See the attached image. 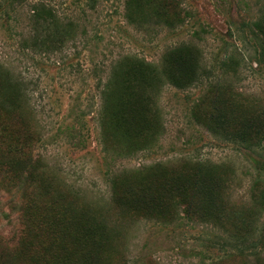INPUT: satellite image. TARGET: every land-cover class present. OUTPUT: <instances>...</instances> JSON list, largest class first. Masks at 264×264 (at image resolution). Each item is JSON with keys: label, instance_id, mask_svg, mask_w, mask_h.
<instances>
[{"label": "rangeland", "instance_id": "374dc122", "mask_svg": "<svg viewBox=\"0 0 264 264\" xmlns=\"http://www.w3.org/2000/svg\"><path fill=\"white\" fill-rule=\"evenodd\" d=\"M148 2L0 0V116L40 139L34 156L48 190L87 205L111 230L106 264H264V67L250 40L264 1L166 0L170 23ZM37 3L71 24L55 50L33 46ZM182 45L199 53L205 73L179 89L167 82L164 63ZM118 64L130 74L103 108L102 91ZM18 79L23 94L11 85ZM247 125L263 129L255 150L224 136ZM203 166L222 178L233 220L224 227L190 219L182 207L162 219L113 201L114 181L123 186L149 169L192 173ZM32 193L45 190L30 177L13 185L0 179V251L20 239ZM235 226L254 229L239 248Z\"/></svg>", "mask_w": 264, "mask_h": 264}, {"label": "trees", "instance_id": "16d2710c", "mask_svg": "<svg viewBox=\"0 0 264 264\" xmlns=\"http://www.w3.org/2000/svg\"><path fill=\"white\" fill-rule=\"evenodd\" d=\"M90 1L95 3L96 0ZM129 5L128 1V8ZM148 5L156 6L157 17H164L168 23L171 22L167 19L170 18L168 8L173 6L169 2L149 0ZM138 8L140 3L136 5ZM31 13L35 48L55 50L70 37L71 24H62L46 4H35ZM250 28L256 60L264 67V8ZM121 65L116 66L111 80L102 91L103 108L108 103L106 99L112 94L114 97L116 85L130 74L128 65L125 73L124 69L120 70ZM164 71L167 82L179 89L202 81L205 73L199 68V53L189 45L168 52ZM117 74L119 79L115 81ZM11 85L18 94L25 93L23 81L18 79ZM261 130L258 125H247L240 129L234 127L224 136L255 150L261 146ZM39 141L34 135L15 131L7 115L0 116V179H7L13 185L26 176L45 190V193H32L25 212L22 235L12 250L0 251V264H106L112 249L111 230L91 216L87 205L84 208L75 207L64 193L48 190V182L40 178L44 174L41 159L34 156V147ZM190 172L181 169L162 173L153 168L146 170L140 179L129 180L130 184L121 186L114 181L113 201L121 209L128 207L133 212L162 219L173 217L182 207L190 219L220 227H224L229 220L233 222L220 191L222 178L215 168L203 166ZM262 205L264 207V193ZM237 228L240 233H235V241L239 248V245H243L240 243H245L251 237L254 229L246 233L247 229ZM259 245L264 248V227ZM240 250L243 252V249Z\"/></svg>", "mask_w": 264, "mask_h": 264}]
</instances>
